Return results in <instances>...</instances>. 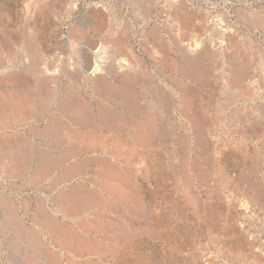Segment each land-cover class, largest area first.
Returning a JSON list of instances; mask_svg holds the SVG:
<instances>
[{"label":"rangeland","instance_id":"obj_1","mask_svg":"<svg viewBox=\"0 0 264 264\" xmlns=\"http://www.w3.org/2000/svg\"><path fill=\"white\" fill-rule=\"evenodd\" d=\"M176 1L0 0V264H264V0Z\"/></svg>","mask_w":264,"mask_h":264},{"label":"crops","instance_id":"obj_2","mask_svg":"<svg viewBox=\"0 0 264 264\" xmlns=\"http://www.w3.org/2000/svg\"><path fill=\"white\" fill-rule=\"evenodd\" d=\"M118 7L119 4L122 6L130 7L131 14L133 15V20L135 22H140L142 21L144 15L147 13L149 10V3L148 0H116ZM172 6L173 12H170V15L176 13V8L180 9L179 3H177L176 0H172V3L170 4ZM171 8V7H170ZM76 27L71 26L70 28V44H71V50L72 54L71 56L78 60V61H85V62H90V59L95 57V44H91L84 39H79L77 37V33L75 32ZM76 35V37H75ZM164 44V45H163ZM149 44L146 42L145 46H148ZM154 49L153 57L154 61H162L163 67L161 68L165 70V65L167 63L168 67H175V58L173 56L170 57H160L161 54L165 55V53H170L171 49L170 47L165 43V41H154V45L152 46ZM168 47V48H167ZM112 49L114 50L115 59H120L122 62H128L130 64L132 63H137L138 66H141V57L140 55L137 54V50L135 49L134 46L128 47L124 44H122L120 41H113L112 43ZM111 49V51H112ZM129 49V50H128ZM170 49V50H169ZM102 55L106 54L104 50H102ZM129 54V55H128ZM140 58V59H139ZM170 58V59H169ZM120 61V60H119ZM143 66V65H142ZM93 118L91 115L88 116V121L91 124L93 122ZM11 210V209H10ZM12 212V210H11Z\"/></svg>","mask_w":264,"mask_h":264},{"label":"bare ground","instance_id":"obj_3","mask_svg":"<svg viewBox=\"0 0 264 264\" xmlns=\"http://www.w3.org/2000/svg\"><path fill=\"white\" fill-rule=\"evenodd\" d=\"M153 38V37H152ZM109 43V42H108ZM250 43V42H249ZM184 44V43H183ZM164 45V44H163ZM168 48V47H167ZM191 49V48H190ZM244 49V48H243ZM129 50V49H128ZM129 55V54H128ZM262 55V54H261ZM107 57V56H106ZM3 58V57H2ZM121 59V58H120ZM170 59V58H169ZM264 62V61H263ZM262 62V63H263ZM124 63V62H123ZM135 63V62H134ZM261 63V62H260ZM97 64V63H96ZM134 65V64H133ZM91 66V65H90ZM171 67V66H170ZM172 68H174V67H172ZM258 70V69H257ZM97 71V70H96ZM30 108V107H29ZM7 148V147H6ZM15 150V149H14ZM12 151V150H11ZM9 156V155H8ZM10 174V173H9ZM94 202V201H93ZM8 205H10L9 203H8ZM8 207V206H7ZM13 210V209H12ZM11 211V210H10ZM7 217V216H6ZM14 218H15V216H13ZM16 217L18 218L19 216L18 215H16ZM9 218L7 217V220H8ZM5 220V219H4ZM3 220V221H4ZM19 220V219H18ZM9 221V220H8ZM7 221V222H8ZM49 221V220H48ZM19 223V222H18ZM21 223V222H20ZM50 223V222H49ZM1 224V223H0ZM5 224V223H4ZM7 224H9V223H7ZM14 224V223H13ZM3 225V224H2ZM20 225V224H19ZM1 226V225H0ZM5 226V225H4ZM11 227H12V225H11ZM89 227V226H88ZM13 228V227H12ZM19 228V227H18ZM20 229H22V228H20ZM24 229V228H23ZM18 230V229H17ZM13 232V231H12ZM23 232V231H22ZM66 232V231H65ZM2 232H0V234H1ZM16 237V236H15ZM36 237V236H35ZM14 238V237H13ZM18 238V237H17ZM3 240V239H2ZM17 240V239H16ZM20 240V239H19ZM38 240V239H37ZM35 241V240H34ZM37 243V242H36ZM83 243V242H82ZM89 248V247H88ZM21 249V248H20ZM17 251H18V249H17ZM16 252V251H15ZM23 252V251H22ZM54 256V255H53ZM22 257V256H21ZM22 259H23V257H22ZM28 259H30V258H28ZM18 260V259H17ZM56 260V259H55ZM36 263V262H35Z\"/></svg>","mask_w":264,"mask_h":264}]
</instances>
